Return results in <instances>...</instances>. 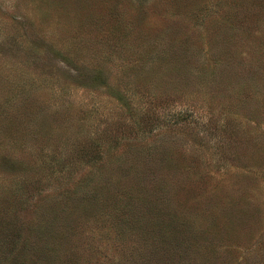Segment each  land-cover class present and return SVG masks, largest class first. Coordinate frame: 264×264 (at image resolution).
<instances>
[{
  "label": "rangeland",
  "instance_id": "obj_1",
  "mask_svg": "<svg viewBox=\"0 0 264 264\" xmlns=\"http://www.w3.org/2000/svg\"><path fill=\"white\" fill-rule=\"evenodd\" d=\"M0 264H264V0H0Z\"/></svg>",
  "mask_w": 264,
  "mask_h": 264
}]
</instances>
